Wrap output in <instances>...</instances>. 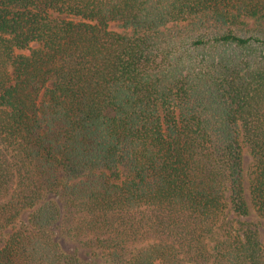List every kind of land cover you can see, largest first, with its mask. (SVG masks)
Instances as JSON below:
<instances>
[{"label":"trees","instance_id":"1","mask_svg":"<svg viewBox=\"0 0 264 264\" xmlns=\"http://www.w3.org/2000/svg\"><path fill=\"white\" fill-rule=\"evenodd\" d=\"M253 211L264 0H0V264H264Z\"/></svg>","mask_w":264,"mask_h":264},{"label":"rangeland","instance_id":"2","mask_svg":"<svg viewBox=\"0 0 264 264\" xmlns=\"http://www.w3.org/2000/svg\"><path fill=\"white\" fill-rule=\"evenodd\" d=\"M249 221L253 222V223H260V227H259V231L260 234L263 236L264 238V219L260 218L254 211L251 214V217L249 218ZM62 239L60 240L63 243V246L65 248H71L73 246H76L75 243L73 242H69L68 240L63 241L64 237H61Z\"/></svg>","mask_w":264,"mask_h":264}]
</instances>
